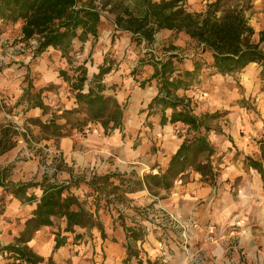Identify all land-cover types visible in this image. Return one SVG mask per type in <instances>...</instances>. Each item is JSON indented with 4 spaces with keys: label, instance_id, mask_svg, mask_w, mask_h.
Masks as SVG:
<instances>
[{
    "label": "crops",
    "instance_id": "1",
    "mask_svg": "<svg viewBox=\"0 0 264 264\" xmlns=\"http://www.w3.org/2000/svg\"><path fill=\"white\" fill-rule=\"evenodd\" d=\"M20 27L21 24L16 23L13 25L14 30L7 31V26L4 27L6 29L1 28L0 51L2 47L6 48L12 45L15 40L18 41L17 45L11 49H17L19 45L26 44L22 40ZM177 36H174V32L170 30H160L154 36V45L164 46L165 44L166 47H171L175 46L182 37L189 39L184 34ZM125 39L124 47L130 43L129 37ZM257 41L258 35L254 42ZM49 49L57 52L53 48ZM95 51L98 52L96 49ZM99 51L101 52L100 49ZM57 58L59 59L60 55ZM5 59L4 65L0 67V129L7 126L12 113L14 114V112H9L10 108L7 106L13 107L12 111H19V106L23 105L25 110L21 114L25 120L36 119L42 123H46L52 118L51 113L54 112L52 108L76 107L75 100L73 102L71 99H66L65 95H62L63 91L52 95H50L51 93L46 95L45 93H48L46 91L40 94L39 99L46 107L45 113L39 108L32 107L33 97L36 95H30V100L27 101L24 97V80L31 72L38 73L39 80L36 86L39 89L44 88L49 83L56 84L58 82V70L56 68L49 69L44 62L39 65L31 64L30 62L33 61L31 56L12 57L10 55ZM101 64L100 62L95 64L91 73L89 71L92 61H89L88 65L85 64L91 78L98 73V67ZM134 64L130 68L118 66L115 70L104 75L101 80L106 88L105 94L113 96L120 105H126L121 130L116 129L106 135L99 124H89L82 133L74 132V135L56 138L45 136L39 127L27 123L26 125L29 126L27 130L34 138V142H31L27 135L26 138L30 143L27 145L22 137L14 135L12 138L14 146L0 156L1 167L13 166L9 177L10 182L17 184L40 181L42 157L46 153H49L48 156L52 160L56 157L61 159L60 165H57V172L48 177L51 182L56 184L68 183L72 179L88 181L94 176L109 173H119L124 176L132 173L135 175L136 181H140V185L137 189L121 193V198L126 206L134 209L149 207L151 212L164 214L169 220L190 221L197 224V227L199 223V228L188 229L189 235L192 237L206 236L207 223L228 222L234 215L233 211L236 206L228 193L232 179H242L240 187H245L242 185L248 182V185L254 188L253 199L255 201L262 200L264 204L260 176L253 170L256 174L251 179H245V171L248 168L243 162L245 156H259L257 142L264 137V100L257 99L256 114L247 110L243 111L239 107L228 108L232 102L231 97L225 100L220 97L224 78H227L228 75L215 74L206 78V74L201 73L198 86L188 91L177 92V95L190 99V105L194 107V110L201 107L214 111L228 108L227 114L213 123L218 127L215 126L216 130L212 132L219 135L213 136L212 139L209 138L210 142L211 140L217 142V144L212 142L216 148L215 155L217 152L220 155L226 152L222 162L217 165L219 172L214 189L205 185L200 180V175L191 169L187 170L174 183L170 191H149L144 186L143 175L163 172L166 169L171 156L182 142L185 127L181 123L160 125L158 113L148 114L146 106L156 95L157 90L154 83L143 89L139 87V83L149 78L152 69L144 67L141 75L137 76L138 80L135 81L129 74ZM260 71L261 67L254 63L248 65L239 75L244 84L248 82L251 86L253 80L260 75ZM197 102H202V105L199 106ZM169 113L170 111L167 110V116ZM152 146L156 147L155 151ZM116 183L118 182L114 181V185ZM71 191L79 198L86 199L87 207L92 213L94 212V199L85 197L88 191L86 187L72 188ZM28 193L39 196L41 192L39 189H35ZM1 194L2 190L0 189ZM5 199L4 206L0 210V246L14 242V238L22 230L25 220L30 217L34 209V204H23L10 196H6ZM114 206L115 209L109 205L105 210L97 212L103 237L97 227L75 228L73 233H62V236H66V243L57 250H53L54 229L42 227L36 232L28 246L45 261L52 258L56 264H137L138 260L144 264L146 262L184 264L196 260V256L193 259L186 258L181 249V229L176 228L172 231L162 232L156 225L145 220L140 223L144 229L142 239L132 242L137 255L128 260L125 248L126 228H132L134 226L132 222H136L137 217L127 207L120 209L118 205ZM118 213L124 215V223L117 219ZM19 218L20 220L16 221ZM216 235L219 237L217 241L200 245L201 256L206 263H209L207 259L211 257L215 264H254L256 246L252 239L245 240L239 236L236 237L237 240H229L231 236L225 235V232ZM230 248L232 251L226 253V250ZM238 248L244 249L247 255L240 257ZM6 262L7 260L0 256V264Z\"/></svg>",
    "mask_w": 264,
    "mask_h": 264
},
{
    "label": "trees",
    "instance_id": "2",
    "mask_svg": "<svg viewBox=\"0 0 264 264\" xmlns=\"http://www.w3.org/2000/svg\"><path fill=\"white\" fill-rule=\"evenodd\" d=\"M187 1L135 0V5L130 8L123 2L110 5L108 1L96 3V0H0V31L7 25L19 22L22 40L28 45L35 42L30 45L31 60L48 48H53L60 53L61 58L70 62L75 40L80 43L97 41L102 19H106L104 11L113 15L111 23L114 33L129 34L130 43L141 48L129 74L137 81L144 67L152 69L149 78L139 83L142 89L154 83L157 90L146 106L148 114L158 113L160 125L181 123L185 127L182 142L171 156L166 169L142 177V183L149 191H170L189 169L198 173L204 184L216 186L219 172L217 165L221 159L217 157L214 161L216 150L209 140V134L216 130L212 123L227 113L205 111L196 114L190 99L177 95L178 91H188L198 86L201 73H205L206 78L215 74L233 76L254 63L261 67L260 77H264V31L258 33L257 42L252 40L255 32L249 24V15L246 16V13L251 12L250 0H213L201 12H191ZM160 30H170L174 36L186 35L195 44V51L190 56H182L175 53L172 47L157 55L153 44L154 36ZM111 70L113 61L104 59L98 67V73L89 83L85 62L74 65V75L71 77L65 71H59L64 81L69 83L76 107L61 113L60 119L64 120L62 124L55 119L46 123L32 119L29 123L39 127L45 136L56 138L71 136L74 132L82 133L89 124H99L106 135L116 129L121 130L126 105H120L113 96L106 95L105 85L101 83L104 75ZM45 90L40 88L32 103V107L41 109L43 113L46 107L39 99V94ZM24 93L29 101L28 91ZM167 110L170 111L168 116ZM13 134L9 126L1 128L0 156L14 146L11 141ZM257 143L258 158L245 156L243 162L260 176L264 185V137ZM12 168V165L0 166V204L3 205L6 196H10L23 204H34V209L14 242L0 246V255L7 260L4 264H56L52 258L45 261L28 246L42 227L55 228L53 250L66 243V236L61 234L73 233L75 228L97 227L103 237L97 216L99 201L103 198L105 204L115 202L129 208L135 216L140 210L126 206L121 194L105 192L104 186H113L114 180H118L120 185L125 182L121 174L94 176L88 181L72 179L61 184L51 182L47 177L40 181L13 184L9 180ZM136 183L140 185V181ZM80 186L89 191L85 197L94 199L93 213L87 207V200L71 191ZM35 189L40 190L39 196L28 193ZM124 218L122 213H118L119 221L124 223ZM55 220L58 221L57 225ZM132 223V228H126L128 260L137 255L132 242L141 240L144 235L142 226ZM137 264L144 263L138 260Z\"/></svg>",
    "mask_w": 264,
    "mask_h": 264
},
{
    "label": "rangeland",
    "instance_id": "3",
    "mask_svg": "<svg viewBox=\"0 0 264 264\" xmlns=\"http://www.w3.org/2000/svg\"><path fill=\"white\" fill-rule=\"evenodd\" d=\"M103 1H108L110 5L116 4L118 2H123L124 5H128L130 8H132L136 3L135 0H96V3L103 2ZM153 1H159V0H153ZM211 1L213 0H188L187 5L191 12H201L204 10L206 4ZM250 1H251V7H252L251 12L250 14L246 13V16L249 15L248 16L249 24L253 27L254 32H255V34L252 37V40L255 41L258 33L260 31H264V0H250ZM109 7L110 6H108V8ZM103 14L105 15L106 19H102L103 22H102V25L100 26L99 38L97 39V41L93 42L92 40H89L85 43H80L77 40H75L72 45L70 62H68L66 59L61 58V57L58 59L57 57L60 55L58 51L55 52L51 49L49 50L47 49L44 53L36 57V59L31 61L30 63L39 65L44 62L48 65L49 69L56 68V70H58L57 71L58 73L59 71H65L69 77L74 75L73 73L74 65L81 64L82 62H85V64L88 65V62L92 61V65H91L89 73L93 71V69L95 68V64H98V62L103 63L104 59L108 61H113L114 70L118 66L120 68L121 67L126 68V66L130 68V66L133 65L137 60L140 47L132 43H129L127 46L124 47L123 43L124 41H126L125 38L129 37L130 35L126 33L125 34L114 33L113 25L111 23L113 19V15L108 13L107 11H104ZM10 29L14 30L13 25L12 26L7 25V31ZM16 42L18 41L15 40V42H12V45L7 46L6 48L2 47V50L0 51V54H1L0 56L1 66L0 67L4 65V61L6 60L5 58H8L10 55L12 57H20V56L30 57L31 56L32 51H31L30 45L35 44L34 41L31 42L30 45L28 44L23 45L25 52H20L17 49H11L12 47L14 48V45H17ZM89 47H90V50H89ZM172 47L175 53H178L182 56H190L195 51V44L193 43V41H191L190 39H184L183 37L179 39V41L177 42L175 46H171V47L170 46L166 47L165 44L164 46L153 44V49L155 50L157 55L164 53V51L170 50V48ZM95 49L99 52V54L98 52L95 51ZM99 49L101 50V52L99 51ZM57 79H58L57 80L58 82L56 84L49 83L44 87L46 89L45 91L48 92L45 94L49 95V93H51L50 95H52L54 93L58 94L59 91L60 92L63 91L65 94L63 93L62 95H65L66 99L68 100L71 99L74 102V95L69 89V83L64 81V79L60 75L57 77ZM88 79L90 81L92 80V78L90 77V74L88 75ZM241 79L242 78L239 74L224 78V83L222 86L223 89L220 94V97L222 100H225V99H228V97H231L232 102L230 103L228 108H230L231 106L239 107V108H242L243 111L247 110L250 113L253 112L254 114H256L255 104H256L257 99L264 100L263 99L264 98V77L262 79L260 75H258L253 80L251 86H249L250 84L248 82L244 84ZM38 80H39L38 73H34V72H31V74H29L27 78L24 80V91L27 90L29 93L28 94L29 96L37 95L39 88L38 86H36V84ZM45 91L41 92L40 94H43ZM197 103L199 106L202 105V102H197ZM198 105L195 104V106L197 107ZM7 108H10L9 112H14V114L12 113V117H10V122L7 124V126L11 128V131L14 132L13 136L18 135L22 137L25 140L26 144L30 145L26 136L27 135L29 136L31 142H34V138L30 136L27 130L29 126H27L26 124L28 123L30 125L29 121L25 120V118L21 114V112L25 110L24 106L20 105L19 111L17 110L12 111L13 107L11 106H7ZM72 108H74V106L67 108V109H63L62 107L52 108V111L54 112L51 113L52 115L51 117L52 118L54 117L53 119H55L57 123L62 124L64 123V120L60 119L61 113L64 112L65 110H70ZM228 108L227 109L222 108L220 110H215V111L227 113ZM205 111L214 112V110H210V109H206L202 107L194 110L196 114H200ZM213 123H212L213 127L215 126L218 127L217 124L214 125ZM216 135H219V134L215 132H211L209 134V138L212 139L213 136H216ZM13 136L11 137L12 143H13V139H12ZM212 142L217 144V142L211 140V144ZM214 143L212 145L215 147ZM152 149L155 151L156 147L152 146ZM225 154L226 152H224L222 155H220L217 152V155L215 156L214 161L217 157H220L221 162H222V159ZM253 158L256 159L258 158V156H253ZM56 160L58 161L57 165L59 166L61 163V159L57 158ZM115 174H119V173H115ZM255 174L256 173L253 170L248 169L247 171H245V179H248V178L251 179L252 176ZM43 177L44 176L41 175V179ZM127 179H130V180H127ZM123 180L125 182L122 185L119 184L118 180H114L115 182H118L116 183V185H114V181H113V186L111 187L108 185H105V186L102 185V186L106 188L105 192H110V193L113 192L115 195L121 194L122 192H126L132 189H137V187L139 186V184L136 183L135 175L132 173L125 175ZM241 181L242 179L240 180V178L232 179L230 181V189L228 190L229 196L232 199V202L234 201L233 203L236 206V209L233 211L234 215L230 217L228 222H224V223L223 222L222 223L209 222L207 223V225L209 226L211 224H214L216 226H220V225L229 226V228L225 231V235L229 233L227 236H231V238L229 237L230 238L229 240H234V239L237 240L238 238L236 237H239V236L245 240L252 239L253 242L255 243L254 245L256 246L255 255H254V258H255L254 264H264V204L262 200L257 199L258 201L257 200L255 201L253 199L252 195H254L253 194L254 188H252V186H249L248 182H246L245 185L244 184L242 185L245 187H240L241 186L240 183H242ZM115 187H118L117 190L114 189ZM210 187L212 188V190L214 189V187L212 186ZM261 191L264 193V185L262 184H261ZM88 192L89 191H87V193ZM111 197L112 196H110V199H112ZM110 205H112L113 208L115 209L114 205L117 206L118 204H115V202H113V204H110ZM2 206H4V204L3 205L0 204V210H2ZM107 207H109V204H105L104 198L103 200L99 201V210H105V208ZM118 207L120 209L123 208L122 205H118ZM17 220H20V218L16 219V221ZM136 221H139V219H136ZM236 222H239V226L232 227L233 225L236 224ZM55 223L57 225L58 221L55 220ZM197 228H199V223H198ZM197 228H194V229H197ZM53 229L55 228L53 227ZM220 233H224V232H220ZM246 235L248 236L246 237ZM193 238H195V240H193L192 249H194V252L196 254V260L192 261V263L188 261L184 264H215V262H213V259H211V257L207 259L209 263H206L205 260L201 256L202 248L200 247V245L202 243H210L205 240V235L203 236L196 235ZM231 251L232 249L230 248L229 250H226V253L231 252ZM237 251L240 257H245V255H247L246 251L242 248H238ZM0 256L3 259H5V256L3 255H0Z\"/></svg>",
    "mask_w": 264,
    "mask_h": 264
},
{
    "label": "built area",
    "instance_id": "4",
    "mask_svg": "<svg viewBox=\"0 0 264 264\" xmlns=\"http://www.w3.org/2000/svg\"><path fill=\"white\" fill-rule=\"evenodd\" d=\"M17 50L20 52H25L24 46L19 45L17 47ZM1 66V64H0ZM49 153H46L44 157H42V164H41V175L44 177H51L57 172V164L58 161L56 160L58 157L52 160L48 156ZM137 219H139V224L142 223L144 220L148 221L151 224L156 225L162 232L163 231H172L176 228L181 229V240H182V251L185 253L186 258H194L196 256L194 249H192L193 240L195 238L191 237L189 235L188 229L190 228H197V224L191 223L190 221L185 222H178L174 219H167L164 214H156L151 212V209L149 207L142 208L138 211V214L136 215ZM141 219V220H140ZM143 220V221H142ZM238 227L239 222H236L235 225L232 227ZM229 226H216L214 224H211L207 227V234L205 236V240L208 242H215L217 241L218 237L216 234L220 232H225Z\"/></svg>",
    "mask_w": 264,
    "mask_h": 264
},
{
    "label": "water",
    "instance_id": "5",
    "mask_svg": "<svg viewBox=\"0 0 264 264\" xmlns=\"http://www.w3.org/2000/svg\"><path fill=\"white\" fill-rule=\"evenodd\" d=\"M50 121H53V118H51Z\"/></svg>",
    "mask_w": 264,
    "mask_h": 264
}]
</instances>
